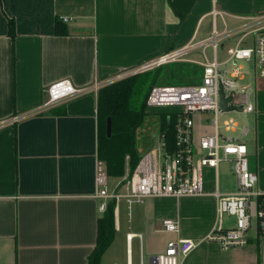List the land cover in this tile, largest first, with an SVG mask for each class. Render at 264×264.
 Instances as JSON below:
<instances>
[{
	"label": "crops",
	"instance_id": "crops-1",
	"mask_svg": "<svg viewBox=\"0 0 264 264\" xmlns=\"http://www.w3.org/2000/svg\"><path fill=\"white\" fill-rule=\"evenodd\" d=\"M263 9L264 0H0V121L19 117L0 128V264H86L102 213L93 180L96 90L168 49L197 36L206 39L217 16L226 26L222 16L243 20ZM213 10L218 14L212 17ZM65 16L67 33L58 35L54 21ZM67 79L88 90L24 116L46 100V87ZM93 83L95 91L89 89ZM254 87L255 129L250 146L243 143L254 155L255 187L264 191V84L258 81ZM209 118L206 112L192 118L194 142L213 132ZM227 168L222 192L235 188ZM205 171L211 177L204 190L211 192L213 170ZM163 200L176 199L147 198L128 207L119 201L113 209V238L99 264H110L117 233L125 248L112 249L121 260L112 264H131L132 239L139 261L144 249L151 252L153 234L165 233L155 249L161 251L170 239H200L213 224L214 200L197 199L203 211L194 233L180 227L177 233L162 231V219L177 220V211L167 209ZM129 208L130 214L125 212ZM183 264H264V235L250 230L246 244L227 250L200 241Z\"/></svg>",
	"mask_w": 264,
	"mask_h": 264
},
{
	"label": "built area",
	"instance_id": "built-area-1",
	"mask_svg": "<svg viewBox=\"0 0 264 264\" xmlns=\"http://www.w3.org/2000/svg\"><path fill=\"white\" fill-rule=\"evenodd\" d=\"M218 12L212 11V17ZM63 23L69 17L60 18ZM244 24L230 30H217L213 24L206 39L190 41L180 48L164 51L155 59L143 65L122 73L115 80L132 76V74L148 71L170 62L186 61L200 65L201 75L198 83L152 86L145 99L147 110L151 107H176L166 111L172 115L173 144L168 145L164 133L157 129L156 143L135 161V165L128 169L127 156H124L125 167L123 174L111 187L105 173V164L96 159L93 180L94 196L99 198L98 209L102 211L108 201H113V209L119 201L127 207L131 203H142L147 198L181 196L196 197L211 195L214 197V220L210 229L198 240L190 238H175L165 242L160 253L148 256L147 262L141 257L139 264H183V258L197 245L198 242L216 243L220 249L227 250L233 246L246 244L250 230L258 235H264V191L255 187L256 175L248 168L245 144L240 140L245 136L248 127H241L236 137L223 132L233 133L237 123L231 120H219L220 112L217 105V84L219 83L223 97H229L226 105L240 107V113L249 114L254 111L252 100L255 79H264V12L243 18ZM241 34L233 45L225 48L226 57L217 59L216 49L219 42L235 34ZM250 38V45L242 46L246 37ZM209 45L211 59L204 55L203 49ZM201 47L202 59H194L186 55ZM223 48L224 45L220 44ZM238 61H250L253 73L250 76L238 64ZM247 79V81H244ZM114 80V81H115ZM113 81V82H114ZM98 88L95 83L89 89ZM87 87L75 88L69 79L51 83L45 89L46 100L24 116L42 113L59 102L82 96ZM234 111V110H232ZM165 112V113H166ZM209 113V122L213 126L211 134L201 135L196 142L191 139L192 118L199 113ZM19 117L2 119L0 128L13 124ZM222 129V131H220ZM196 150V152H195ZM220 162L230 166L235 176V188L229 192L217 190L216 168ZM205 168L213 170V187L211 192L204 190L203 171ZM223 216L233 217L228 224ZM162 231L177 233L179 230L176 219L164 218L160 221ZM130 240V236H126Z\"/></svg>",
	"mask_w": 264,
	"mask_h": 264
},
{
	"label": "trees",
	"instance_id": "trees-1",
	"mask_svg": "<svg viewBox=\"0 0 264 264\" xmlns=\"http://www.w3.org/2000/svg\"><path fill=\"white\" fill-rule=\"evenodd\" d=\"M55 33L65 35L66 26L60 19L54 21ZM11 37H14V28L12 20L8 23ZM167 66L168 70L162 77V81L176 78H190V82L185 84L198 83L201 75L200 65L190 62H170L165 65L148 69L153 71L152 75L146 77L148 71L132 74L106 85L100 86L96 92V115H97V153L96 157L105 164L106 176L118 177L123 174L127 158L128 169L135 165L138 154L134 150V131L140 125L143 116L146 114L145 99L152 86H156L161 76L163 67ZM190 68L191 71L187 69ZM199 72L198 76L195 74ZM140 78L144 79V92L140 98L130 106V99L135 85L140 84ZM147 87V88H146ZM110 118L111 131L108 137L105 135V119ZM158 130L164 133V139L168 145L173 144V123L172 115L168 112L158 113ZM100 217L96 221V235L94 247L86 258V264H99L98 259L102 252L108 247L113 238V201H108L105 208L101 211Z\"/></svg>",
	"mask_w": 264,
	"mask_h": 264
},
{
	"label": "rangeland",
	"instance_id": "rangeland-1",
	"mask_svg": "<svg viewBox=\"0 0 264 264\" xmlns=\"http://www.w3.org/2000/svg\"><path fill=\"white\" fill-rule=\"evenodd\" d=\"M264 12V9L262 11H258V12H253L251 13L253 16L256 14H262ZM224 18V22L226 23L225 29L230 30L232 28L238 27L240 26V23H244L245 21L243 20H235L232 18H228L226 16H222ZM210 20V17L208 18V22ZM215 27L217 30H221L223 28V24L220 20V18L217 16L216 20H215ZM205 25V23H204ZM208 29L210 30V22L207 25ZM209 35V32H208ZM241 34H235L233 36H230L227 39L222 40L221 42H219V46L216 49V55H217V59L218 60H222L226 57L225 55V48L226 47H230L231 45H233L235 43V41L238 39V37ZM197 38H199V36H197ZM195 38L193 41H197L198 39ZM250 38L249 36L246 37V39L243 41L242 46H247L250 45ZM220 44H223L224 47L221 48ZM203 53L205 56H207L208 59H211V49L209 47V45L207 47H205L203 49ZM188 57L194 58L196 60L198 59H202L203 56H201V47H198L197 50L193 51L192 53L186 55ZM238 64L240 66H242V69L245 71L246 74H249L250 76L253 73V65L250 61H238ZM168 70V67L165 66L163 67L162 71H161V76L158 79V83H156L155 85H159V86H165V85H177V86H181L182 84L187 83V81H191L190 78H182V79H176V78H170L167 79V81L163 82L162 81V77L165 75V72ZM188 71H191L190 68L187 69ZM153 71H148V74H143V75H147L146 77L152 75ZM199 72H197L195 74V76H198ZM261 80V81H260ZM244 81H247V79H245ZM264 84V79H255L254 83L258 82ZM145 86V82L144 79L140 78V84L139 85H135V87L133 88V93L130 99V106H132L133 102H136L139 98H140V94L142 95V93L144 92V90H142V88ZM254 86V85H253ZM147 88V87H146ZM264 91V89H263ZM255 96V94H253ZM252 96V100L253 97ZM174 108L173 106H166L165 107H151L148 109V111H146V114L143 116V119L140 123V125L135 129L134 131V150L137 154H142L143 152H145L150 145L155 144L156 143V133H157V129H158V113L159 112H166V111H172ZM197 114L193 115V117H195ZM253 116H254V112H249V114H245V113H240L237 111H232V112H226L223 114L219 115V120H233L237 123V127L235 129V131H233V133L226 131L223 134L225 135H230V136H234L236 137L238 135V131L240 130L241 127H248V132L246 133L245 136L241 137V141L244 142L246 144V146H250V141L252 139V135H253V131L255 129V121H253ZM198 119V118H197ZM222 131V129L220 130ZM196 152V150H195ZM246 158L248 159V168L249 170L252 169L253 165L255 164V159H254V155L252 153V148L250 149H246ZM255 175L256 173L251 170ZM226 173H228V168H227V164L225 162H220L216 168V181H217V190L219 192H222L223 187H225L227 185V180L225 178ZM203 179H204V183H209L210 182V177L206 174V171L203 173ZM213 178V177H212ZM107 182H108V187L113 185V183L115 182L116 177H106ZM206 180V182H205ZM212 180V179H211ZM256 181H257V175H256ZM212 182V181H211ZM234 182V179H233ZM255 186H257V182H255ZM209 199L210 201L214 200V197L212 196H196V197H186V196H181L180 198H177L176 200H174L175 202H171V201H167V200H163L161 201L164 206L166 205L167 209H171V210H175L177 211V222H178V227H180V231H183L185 229H192L191 232L194 233V228L197 229L200 227V225H198V223L200 222L201 216H202V209H203V204H199V203H195L197 199ZM173 199V198H172ZM122 204V202H120V205ZM126 206V205H125ZM131 207V206H130ZM128 214H130V208L129 210L125 211ZM232 218L233 217H226L223 216V219L225 222H228V224H230L232 222ZM165 237V233H155L153 234V238L152 241L155 240V243L151 245V252H147L145 249L142 253V261L143 262H147V258L149 255H153L156 253H160L161 251L155 250V249H159L160 248V244H158L161 240H163V238ZM112 248H110L112 251L109 255V262L110 264L112 263H120V257L117 253H115L114 250L112 249H118V248H125L124 245V238L123 236L121 237L120 240V234L117 233V237L115 239L114 244H112ZM131 264H138L139 261L137 259L138 257V247L136 245V239H132L131 240ZM145 247V246H144Z\"/></svg>",
	"mask_w": 264,
	"mask_h": 264
},
{
	"label": "water",
	"instance_id": "water-1",
	"mask_svg": "<svg viewBox=\"0 0 264 264\" xmlns=\"http://www.w3.org/2000/svg\"><path fill=\"white\" fill-rule=\"evenodd\" d=\"M217 105H218V109L220 112H232V110L240 112L241 108L240 107H233V106H229L226 105L227 101L229 100V97L224 98L223 97V92H222V88L220 86V84H217ZM105 135L106 137L109 136L110 131H111V124H110V118L106 117L105 122Z\"/></svg>",
	"mask_w": 264,
	"mask_h": 264
}]
</instances>
